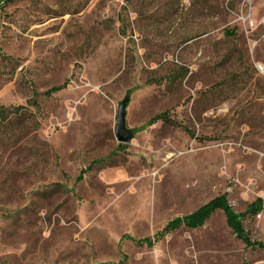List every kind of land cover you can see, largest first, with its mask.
Wrapping results in <instances>:
<instances>
[{
    "label": "rangeland",
    "instance_id": "1",
    "mask_svg": "<svg viewBox=\"0 0 264 264\" xmlns=\"http://www.w3.org/2000/svg\"><path fill=\"white\" fill-rule=\"evenodd\" d=\"M220 195L264 198V0L0 4V264H264L223 210L131 240Z\"/></svg>",
    "mask_w": 264,
    "mask_h": 264
},
{
    "label": "trees",
    "instance_id": "2",
    "mask_svg": "<svg viewBox=\"0 0 264 264\" xmlns=\"http://www.w3.org/2000/svg\"><path fill=\"white\" fill-rule=\"evenodd\" d=\"M6 0H0V4ZM8 1V0H7ZM225 32L230 36H235L234 30L226 29ZM64 87H55L52 89L53 92L62 90ZM2 114V113H1ZM164 121L166 123H173L167 112L156 115L152 118L149 124H154L158 121ZM134 133L136 131H133ZM133 133V134H134ZM217 210H223L226 216L228 225L236 233V235L248 246V247H264L263 242L252 241L249 235L245 231L243 220L247 216H256L257 214L264 211V198H259L255 202L249 205V208L244 213H237L231 204L229 203L226 195H220L205 205L201 206L198 210L190 215L184 217H178L170 221L160 232V234L154 239L152 237H147L142 240H137L131 238V240L137 242L138 244H146L148 246H153L158 240L161 239L165 234L175 231L182 226H186L190 229H197L206 224V222L213 216Z\"/></svg>",
    "mask_w": 264,
    "mask_h": 264
},
{
    "label": "water",
    "instance_id": "3",
    "mask_svg": "<svg viewBox=\"0 0 264 264\" xmlns=\"http://www.w3.org/2000/svg\"><path fill=\"white\" fill-rule=\"evenodd\" d=\"M128 99L119 105L117 135L121 142H129L133 139V132L126 127V108Z\"/></svg>",
    "mask_w": 264,
    "mask_h": 264
}]
</instances>
